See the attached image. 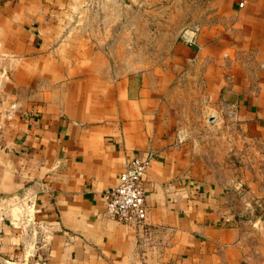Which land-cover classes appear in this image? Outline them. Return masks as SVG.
<instances>
[{"label": "crops", "instance_id": "0c3cea01", "mask_svg": "<svg viewBox=\"0 0 264 264\" xmlns=\"http://www.w3.org/2000/svg\"><path fill=\"white\" fill-rule=\"evenodd\" d=\"M170 1L0 0V264H243L236 211L264 213V0H209L161 54L113 50L170 39L150 27ZM192 102L226 108L260 164L209 181L179 138ZM152 150L146 221L111 217L105 191Z\"/></svg>", "mask_w": 264, "mask_h": 264}, {"label": "rangeland", "instance_id": "374dc122", "mask_svg": "<svg viewBox=\"0 0 264 264\" xmlns=\"http://www.w3.org/2000/svg\"><path fill=\"white\" fill-rule=\"evenodd\" d=\"M208 2L209 0H171L168 3L169 7L157 13V19H164L168 16L171 17V21L167 24L151 23V29L168 31L171 40L168 38L139 39L134 37L128 39L125 37L113 40L112 48L114 51L125 52L134 45V52L138 48L141 59L151 52L161 54L165 45L172 41V38L180 31L184 20L197 21ZM128 27L130 29V25ZM144 30L142 34H148L149 30L147 28ZM117 44L120 45L116 47ZM185 107L186 109H181L179 112V138L181 142L187 144L194 156L193 160H198L203 165L205 175H209V181L213 177H221L222 181L228 177L240 175L247 163L260 164L259 152L247 149L251 142L248 139L249 136L243 134V128L237 127L235 137L228 135L229 124L226 119H222V113L226 108L218 109L220 112L217 113L204 104L195 102ZM263 185L261 184V187ZM233 186H235L234 183L225 182L224 188L233 190V194L237 191L236 197H243L251 189L248 184L243 186L247 191L242 187L236 190ZM251 201L254 208L252 211H244V209L236 211L237 221L243 223L244 226L242 232L243 264H264V213L259 197L251 198Z\"/></svg>", "mask_w": 264, "mask_h": 264}, {"label": "built area", "instance_id": "2783aa9c", "mask_svg": "<svg viewBox=\"0 0 264 264\" xmlns=\"http://www.w3.org/2000/svg\"><path fill=\"white\" fill-rule=\"evenodd\" d=\"M199 31V24L194 23L184 27L180 35L187 44L196 45ZM154 157L152 150L147 156L130 159L119 175V183L105 191L106 211L111 217L137 225L146 221L148 205L144 180Z\"/></svg>", "mask_w": 264, "mask_h": 264}]
</instances>
